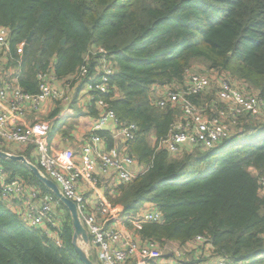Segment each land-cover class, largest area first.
Wrapping results in <instances>:
<instances>
[{"label": "trees", "instance_id": "16d2710c", "mask_svg": "<svg viewBox=\"0 0 264 264\" xmlns=\"http://www.w3.org/2000/svg\"><path fill=\"white\" fill-rule=\"evenodd\" d=\"M0 26L9 31L3 66L20 58L17 84L28 93L39 90L38 72L69 78L93 45L107 51L115 69L110 91H95V98L109 104L119 125L137 126L128 150L147 166L107 199L122 215L157 206L163 217L143 224L139 239L184 244L204 235L216 256L264 264V121L248 115L242 133L212 148L186 145L171 154L156 143L179 111L154 103L156 87L182 83L195 62L264 95V0H0ZM90 113L98 115L94 99ZM94 133L112 147L108 131ZM0 170L52 194L20 162L0 157ZM55 217L61 246L26 225L0 192V264H83L60 202Z\"/></svg>", "mask_w": 264, "mask_h": 264}, {"label": "built area", "instance_id": "2783aa9c", "mask_svg": "<svg viewBox=\"0 0 264 264\" xmlns=\"http://www.w3.org/2000/svg\"><path fill=\"white\" fill-rule=\"evenodd\" d=\"M8 36V28L0 26V141L6 146L13 143L35 146L37 166L56 182L66 198L76 204L90 238V255L95 252L99 264H242L224 256L214 259L207 257L205 249L213 248L209 238L204 235H196L188 240L187 250L177 242L160 244L141 240L135 237V233L145 223L160 222L161 210L153 206L143 208L137 214L122 215L106 198L105 190L115 193L120 183L126 184L135 178L138 173L131 167L139 163L128 150V143L135 138L137 126L133 123L119 125L109 104L95 98V91L109 93V77L115 70L105 48L93 45L88 49L80 67L65 83L67 86L71 83L83 84L90 100L94 99L98 114L93 125L94 132L108 126L112 139L119 138L121 144L107 147L105 138L93 133L91 144H86L81 150L82 164L62 162L49 154L44 142L50 129L49 120H35L26 124L20 120L27 104L36 110L47 101L68 103L70 95L63 88L53 85L52 80L57 77L50 71L37 73V93L25 92L17 84L18 74L12 75L11 70L6 71L7 68L1 63L8 54ZM16 61L20 62V58ZM201 67L202 70L198 72H193L191 67L185 69L182 83L167 85L155 94L157 107L179 111V117L171 124L167 134L157 141V148H165L171 154L180 152L186 145L212 148L242 133L246 116L264 115V95L259 91L231 79L226 72ZM196 96L201 98L198 103L193 101ZM146 167L143 166L142 171ZM1 171L0 192L3 198H15L21 205L18 214L23 222L40 228L56 245L61 246L55 217L58 199L53 194H41L36 187L25 184L22 179L10 180L6 172ZM111 175L116 177L119 184H110L106 189L103 177ZM83 183L89 189H100V186L103 190L90 210H87L85 195L79 189ZM259 194L264 197L263 178L259 179Z\"/></svg>", "mask_w": 264, "mask_h": 264}, {"label": "crops", "instance_id": "0c3cea01", "mask_svg": "<svg viewBox=\"0 0 264 264\" xmlns=\"http://www.w3.org/2000/svg\"><path fill=\"white\" fill-rule=\"evenodd\" d=\"M20 51L21 48L19 47V52ZM14 62H16V66L9 65L6 69V71L11 70L12 75H16L21 72L20 62ZM10 63L12 64L13 62ZM67 79L69 78L57 77L56 79L52 80V83L54 86L63 88L64 91L70 95V101L68 103L47 101L36 110L30 108L27 104L25 108V114L21 118L20 122L26 124L35 120H49L50 129L44 138V142L48 147L49 154L62 162L75 161L79 164H82L81 150L86 144H91V136L94 133L93 125L95 123L96 117L92 116L90 113L91 100L87 90L84 89L83 84L71 83L70 86H67L65 83ZM164 87L165 86L156 87L155 93H157V91L161 92ZM109 130L110 127L105 131ZM112 144V146L120 145L121 140L119 138H113ZM0 146L5 148L4 151L9 153L24 155L27 160L37 165V152L34 145L27 144L21 146L19 144L13 143L6 146L0 141ZM131 169L135 173H139L143 170V166L141 164H137L132 166ZM103 179L105 180L106 189L107 186H110V184L113 186L119 184L114 175L103 177ZM99 188L100 189H89L85 183L80 185L79 189L83 192L86 198L87 210H90L94 206L98 194H103V190L100 186ZM115 193H111L108 191V189L104 192L106 198L107 196H111ZM5 200L8 207L12 211L17 213L20 212L21 205L15 198L9 197ZM135 237H139L138 232L135 233ZM180 245L185 250H187L189 247L188 242ZM205 255L212 259L217 257L214 255L213 250L208 248L205 249ZM93 256H95V252H93Z\"/></svg>", "mask_w": 264, "mask_h": 264}, {"label": "water", "instance_id": "95a60500", "mask_svg": "<svg viewBox=\"0 0 264 264\" xmlns=\"http://www.w3.org/2000/svg\"><path fill=\"white\" fill-rule=\"evenodd\" d=\"M33 33V30L29 32L28 36L25 39L26 44H29L31 42ZM64 41L65 39L63 38L61 40V44H63ZM39 54L40 53H38V55ZM107 129L108 126H104L102 128V130ZM0 157L13 162H20L26 167H28L34 174V176L37 178V180L42 183L55 196V198L58 199L60 203L63 204V206L67 209L70 217V223L72 227L71 243L78 258L83 264H99L96 257L90 255V238L81 220L76 204L63 195L56 182L53 181L51 178L47 177L36 164L27 160L22 154H13L4 150H0ZM161 220H163V217H161Z\"/></svg>", "mask_w": 264, "mask_h": 264}, {"label": "rangeland", "instance_id": "374dc122", "mask_svg": "<svg viewBox=\"0 0 264 264\" xmlns=\"http://www.w3.org/2000/svg\"><path fill=\"white\" fill-rule=\"evenodd\" d=\"M199 65H200V66H199ZM201 66H202L201 64L195 62V63L191 66L190 69H191L193 72H198V71L202 70L203 67H201ZM237 81H238V82L241 81L243 84H246V85H248V86L251 87V85H250L249 83H247V82H244V81H242V80H237ZM252 88H253V87H252ZM206 111L208 112V110H206ZM253 120L264 121V115L261 114V113H259V114L257 115V117H253ZM92 256H93V254H92Z\"/></svg>", "mask_w": 264, "mask_h": 264}, {"label": "bare ground", "instance_id": "6f19581e", "mask_svg": "<svg viewBox=\"0 0 264 264\" xmlns=\"http://www.w3.org/2000/svg\"><path fill=\"white\" fill-rule=\"evenodd\" d=\"M13 71H15V70H13Z\"/></svg>", "mask_w": 264, "mask_h": 264}]
</instances>
